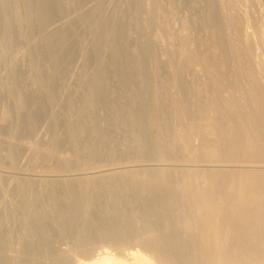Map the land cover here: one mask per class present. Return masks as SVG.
<instances>
[{"label":"bare ground","instance_id":"1","mask_svg":"<svg viewBox=\"0 0 264 264\" xmlns=\"http://www.w3.org/2000/svg\"><path fill=\"white\" fill-rule=\"evenodd\" d=\"M77 60L78 94L61 95ZM42 123L49 144L24 141ZM123 156L156 160L110 163ZM0 162V204L10 195L26 222L23 253L264 264V0H0ZM42 199L56 231L87 221L84 256L50 243Z\"/></svg>","mask_w":264,"mask_h":264},{"label":"rangeland","instance_id":"2","mask_svg":"<svg viewBox=\"0 0 264 264\" xmlns=\"http://www.w3.org/2000/svg\"><path fill=\"white\" fill-rule=\"evenodd\" d=\"M86 36H83L82 37V42H83V49L86 51V50H88L89 49V45H90V41H89V39L87 38ZM86 41V42H85ZM85 47V48H84ZM87 47V48H86ZM74 64V65H73ZM79 61L77 60V61H74L72 64H71V66L73 67H71L70 66V71L71 72H69V74H68V76H67V78H64V81H63V83L65 84H63V88H61L63 91L61 92L62 94L61 95H65V93L66 94H68V95H72V94H74L73 96H74V98H76V96H77V94H78V86L76 85L77 83L76 82H78V78H77V74H78V71L80 70V69H78L80 66H79ZM73 74V75H71V74ZM75 73H77V74H75ZM70 75V76H69ZM71 77V78H70ZM26 79V80H25ZM28 80V81H27ZM67 80V81H66ZM76 81V82H75ZM28 82H30V78H23L22 79V88L24 87V91L25 92H33L34 91V87H32ZM69 82V83H68ZM74 83H76V84H74ZM29 85V86H28ZM66 87V88H65ZM69 87V88H68ZM75 87H77V88H75ZM25 88H27V89H25ZM72 88V89H71ZM28 90V91H27ZM71 90V91H70ZM75 90H77V91H75ZM69 91V92H68ZM63 92H65V93H63ZM75 92V93H74ZM69 93H71V94H69ZM73 96H71V97H73ZM43 124V123H42ZM40 124V126H36L35 128H34V132H33V137L31 136V137H23V138H25L24 139V141H29V142H33L34 140L35 141H38L43 147H46L48 144H49V141H50V139H49V137H50V132H48L49 130H48V128H47V125L45 126V124ZM102 125L104 126L105 124H104V122H102ZM12 127V128H11ZM13 127L15 128V126H14V123H13V121H10V123H8V125L5 127L6 128V130H4L5 131V133H8L11 129H13ZM47 129V130H46ZM59 130H60V128H59ZM7 131V132H6ZM13 130H11L9 133H11ZM14 131H16V129L14 130ZM13 131V132H14ZM37 134V135H36ZM59 134H60V136H62L61 134H62V132H61V130L59 131ZM113 136L115 137V138H117V137H119L118 135H116V133H115V135L113 134ZM51 138V137H50ZM33 140V141H32ZM47 142H48V144H47ZM47 144V145H46ZM57 152L60 154L61 152H63V154H68V149H66L65 150V148L64 149H59V150H57ZM173 155H175V156H172V155H168V156H170V157H168L167 156V158H169V160L170 159H172L173 160V158L174 159H179V160H181V158L183 157H181V155L179 154V153H176V154H173ZM177 155V156H176ZM21 156H25V154H23V155H21ZM20 156V157H21ZM171 156L173 157V158H171ZM179 156V157H178ZM140 157H141V159H140ZM177 157V158H176ZM24 158V157H23ZM23 158H21V160L23 159ZM119 158H120V160H122V161H124V163H125V159H128L127 161H130L131 162V160H132V158H134L133 160L135 161L136 160V162H138L139 161V159L142 161H146V160H149V159H152V158H150V157H145V158H148V159H146V160H144L145 158L144 157H142V156H136V157H124L123 156V158L122 157H118L117 159L115 158L114 160H111L110 161V163L112 164V161H113V163L114 164H112V165H115V162H116V164L118 163L119 164V162L118 161H120L119 160ZM136 158H139V159H136ZM167 158L165 159V160H167ZM130 159V160H129ZM154 159V158H153ZM152 159V160H153ZM20 160V158H19V161H21ZM116 160V161H115ZM132 160V162H134ZM154 160H156V159H154ZM153 160V161H154ZM178 160V161H179ZM115 161V162H114ZM122 161L120 162L121 164H122ZM149 161H151V160H149ZM148 161V162H149ZM105 162V161H104ZM148 162H146V163H148ZM3 163V162H2ZM21 163H22V165L24 166V169L25 170H27V168H28V170L30 169V167H32L31 165H29V164H26V162H24L23 160L21 161ZM103 164V162H101V161H99L98 162V166H99V164ZM105 163H107V165H108V162L106 161ZM104 163V164H105ZM149 163H151V162H149ZM0 164H1V162H0ZM4 164V163H3ZM20 164V163H19ZM100 164V165H101ZM111 164H109V165H111ZM91 165V164H90ZM95 165V164H94ZM106 165V164H105ZM22 166V167H23ZM26 166H28V167H26ZM30 166V167H29ZM92 166H93V163H92ZM96 166V165H95ZM26 167V168H25ZM35 167H36V169L37 170H39V166H33V168L35 169ZM91 167V166H90ZM90 167H88V168H90ZM87 168V167H86ZM34 171H36V170H34ZM5 193V192H4ZM2 194V192H1V194H2V196L4 195L5 197L7 196V198L10 196V195H8L7 193H6V195L5 194ZM3 196V197H4ZM6 198V199H7ZM5 199V198H4ZM5 199V202L7 203L8 201V203H9V206L10 207H8V203H7V205L5 204H0V206H3V207H0V212H4L3 213V215H2V213H0L1 214V218L3 217L4 219H2V224L0 225V228H1V230H3L2 232H5L6 233V245H7V249L5 248V253H3L4 255H5V260H6V262H7V264H53L52 263V260L50 259V257H48V255H45V253L43 252V253H40V254H37V253H34V252H32V253H30V254H28V252H22V246H20V245H22V244H24L25 242H26V238H24V235L22 234L23 233V231L25 230V226H26V222H24L23 220H22V213H21V207L18 205V204H15L16 202L14 201L15 199H13V198H11V196L6 200ZM12 200H13V202L14 203H12ZM11 202V203H10ZM45 205H44V204ZM13 204H15V205H13ZM14 206V207H13ZM39 206V208H40V210H42L43 212H44V214H45V216H46V219L48 218V220L50 221V222H48V220H46L45 221V224H47V226L48 227H52V228H50L51 230H52V232L55 234H57V236H55L54 235V237H51L50 238V243H52V245H54L56 248H59V249H63V248H67L68 250L66 251V255H68V257L70 256H72V258L71 259H74V258H80V257H82V256H84V255H82L83 254V252H82V250L84 249L83 248V243H82V241L80 240V235H82L83 233H84V230L86 229V223H85V219L83 218V219H80V220H78V222H77V224H75V227L77 226L78 228H74L73 230H71L70 232H71V234L70 233H68V235L66 234H64V233H61L62 231L60 230H58V231H56V229H59V227H57V225L55 224V223H53L52 221V219L50 218V217H53V215L51 214V209H49V208H51L50 207V205L49 204H46V202H44L43 201V199H42V201H41V204H37V207ZM20 207V210H18L17 211V209ZM85 207V206H84ZM4 208V210H2ZM7 208V209H6ZM45 208V209H44ZM9 209V210H8ZM12 209H16L14 212H13V210L11 211ZM47 209V210H46ZM2 210V211H1ZM44 210H46V211H44ZM50 210V211H49ZM48 211V213H45V212H47ZM21 213V214H20ZM15 214V215H14ZM20 216H19V215ZM14 215V216H13ZM50 215H52V216H50ZM13 217V218H12ZM6 219V220H5ZM8 219V220H7ZM20 221H19V220ZM17 220V221H16ZM6 221V222H5ZM10 221H13V222H10ZM16 221V222H15ZM92 222L91 223H94L95 221H97V219H95V221L94 220H91ZM102 221H104L103 219L102 220H98V222L99 223H101ZM4 222V223H3ZM15 222V223H14ZM22 222V223H21ZM49 223V225H48V223ZM80 222L82 223V224H80ZM87 222V221H86ZM136 223H134V225L135 224H137V225H135L136 226V229L138 228V230L137 231H139L138 232V238L139 239H144V236H145V234H143L141 231V229H139V227H138V225L140 226V224H139V221L136 219V221H135ZM11 223V224H10ZM5 224V225H4ZM13 224H14V226H13ZM20 224V225H19ZM24 225V226H23ZM5 226H7V227H5ZM2 227H3V229H2ZM9 227V228H8ZM82 227V228H81ZM14 229V230H13ZM81 229V230H80ZM12 231V232H11ZM16 231V232H15ZM79 231V232H78ZM11 232V233H10ZM14 232V233H13ZM21 232V233H20ZM141 232V233H140ZM18 233V234H17ZM61 233V235L62 234H64V235H59ZM81 233V234H80ZM140 233V234H139ZM7 234H10V235H7ZM75 234V235H74ZM5 235V234H4ZM19 235V236H18ZM140 235V236H139ZM141 235H142V237H141ZM77 236V237H76ZM10 237V238H9ZM16 237V238H15ZM70 237V238H69ZM52 238H53V240H52ZM77 238V239H76ZM73 239V240H72ZM76 239V240H75ZM8 240V241H7ZM20 240V241H19ZM13 241V242H12ZM65 241V242H64ZM10 242V243H9ZM73 242V243H72ZM137 241H134V243H136ZM81 243V244H80ZM134 243H130V245L129 244H125V245H123V246H121L120 244H112V245H110L109 243L107 244V243H100V244H98V243H90V248L92 249V250H94V251H96L99 247H101V246H99V245H103V246H106V247H110L111 249H115L114 251L115 252H117V250L119 251L118 253H120L121 252V250H122V248L123 249H125V248H129V247H132L133 245H134ZM71 244V245H70ZM91 244H93V245H91ZM105 244V245H104ZM107 244V245H106ZM10 245V246H9ZM117 245V246H116ZM128 245V246H127ZM13 246H15V247H13ZM89 246H87L88 248H89ZM21 248V249H20ZM19 249V250H18ZM79 249V250H78ZM133 249H136L138 252H140V253H142L143 255H146V256H148L150 259H153V254H151V253H149V252H146V251H144L143 249H141V248H139V247H135V248H133ZM14 254V255H13ZM3 255V256H4ZM11 255V256H10ZM17 255V256H16ZM74 256H76V257H74ZM14 257V258H13ZM12 260V261H11ZM14 260H15V262H14ZM5 262V263H6ZM39 262V263H38Z\"/></svg>","mask_w":264,"mask_h":264}]
</instances>
